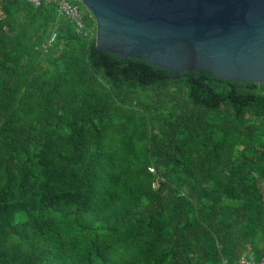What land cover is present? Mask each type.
I'll use <instances>...</instances> for the list:
<instances>
[{"label": "trees", "instance_id": "16d2710c", "mask_svg": "<svg viewBox=\"0 0 264 264\" xmlns=\"http://www.w3.org/2000/svg\"><path fill=\"white\" fill-rule=\"evenodd\" d=\"M84 27L0 0V264L262 258L264 84L173 76Z\"/></svg>", "mask_w": 264, "mask_h": 264}, {"label": "water", "instance_id": "95a60500", "mask_svg": "<svg viewBox=\"0 0 264 264\" xmlns=\"http://www.w3.org/2000/svg\"><path fill=\"white\" fill-rule=\"evenodd\" d=\"M94 47L169 71L264 84V0H80Z\"/></svg>", "mask_w": 264, "mask_h": 264}, {"label": "built area", "instance_id": "2783aa9c", "mask_svg": "<svg viewBox=\"0 0 264 264\" xmlns=\"http://www.w3.org/2000/svg\"><path fill=\"white\" fill-rule=\"evenodd\" d=\"M30 2L31 4L37 6L42 2L48 3L53 2L57 5L58 14L62 15V17L66 20L72 21L74 25L77 28V31H83L85 30L86 33H88L90 30H87L82 22V16L80 15L77 5L72 3L74 2H80V0H26ZM53 36H51L50 40L48 41V44L52 40ZM239 264H264V254L263 257L260 258L258 261H254L251 256H242L239 260Z\"/></svg>", "mask_w": 264, "mask_h": 264}, {"label": "rangeland", "instance_id": "374dc122", "mask_svg": "<svg viewBox=\"0 0 264 264\" xmlns=\"http://www.w3.org/2000/svg\"><path fill=\"white\" fill-rule=\"evenodd\" d=\"M78 11L82 16L84 26H88L90 23V15L81 2L78 3Z\"/></svg>", "mask_w": 264, "mask_h": 264}]
</instances>
